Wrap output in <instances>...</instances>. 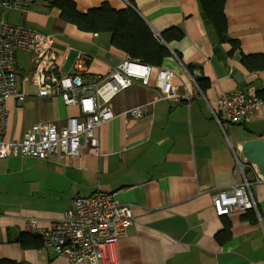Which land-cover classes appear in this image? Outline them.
I'll return each instance as SVG.
<instances>
[{
	"label": "crops",
	"instance_id": "obj_1",
	"mask_svg": "<svg viewBox=\"0 0 264 264\" xmlns=\"http://www.w3.org/2000/svg\"><path fill=\"white\" fill-rule=\"evenodd\" d=\"M74 1L82 13L104 3L118 10L131 6L156 35L178 28L184 38L169 45L174 55L161 69L174 73L173 86L181 96L178 101H156L138 120L119 116L114 108L115 117L95 129L101 156L85 154L82 161L0 159V172L23 162L13 174L23 175L22 190L11 194L0 183V198L7 207L0 213V261L69 264L52 249L21 246L26 219L36 218L48 228L75 198L103 191L116 193L121 202L132 205L135 222L119 243L120 264H264V182H256L258 173L249 168L247 175L259 210L255 224L241 221L240 213L217 217L213 208V196L238 178L234 150L238 152L239 142L264 138V107L241 124L222 121L219 125L211 112L222 93L243 88L235 73L244 79L245 90L264 91V72L249 73L241 64L242 54L264 53V0H225L228 35L240 42L233 57H228L229 44H219L221 52L214 53L198 0ZM49 2L35 0L28 13H21L20 25L53 36L62 74H79L86 82L107 77L124 58L112 49L110 35L81 32L61 22L60 11L49 8ZM70 48L87 53L86 72L74 69L76 55ZM18 60L22 75L34 71L33 54L20 53ZM188 65L194 67L192 73ZM197 77L202 78L205 91L197 86ZM34 89L29 92L37 93ZM188 94L190 103L185 100ZM7 108L4 138L14 143H20L38 121L48 119L64 126L68 117L83 119L78 107H67L60 98L45 110L36 98L21 104L10 100ZM16 195L19 200L13 199ZM226 223H232V240L221 246L216 236Z\"/></svg>",
	"mask_w": 264,
	"mask_h": 264
},
{
	"label": "built area",
	"instance_id": "obj_2",
	"mask_svg": "<svg viewBox=\"0 0 264 264\" xmlns=\"http://www.w3.org/2000/svg\"><path fill=\"white\" fill-rule=\"evenodd\" d=\"M34 2L0 0V7L26 14ZM54 44L51 35L0 21V159L28 157L48 160L57 157L82 161L85 154L101 156L100 139L95 129L115 117L114 108L119 116L130 115L138 120L156 101H178L181 96L173 86L172 71L155 70L126 58L107 77H99L96 81L86 82L79 74H62ZM69 50L76 55L74 69L86 72L88 58L85 52L74 48ZM20 53L35 56L32 73H20ZM63 60L67 61L68 56L65 55ZM27 85L36 88L37 93L27 91ZM32 98L41 101L44 110L60 98L67 107H78L83 119L79 115L68 117L61 126L57 121L46 119V114V120L34 123L20 143L8 141L4 138L8 129L7 103L14 100L21 104ZM185 100L190 103L192 97L188 94ZM263 107L264 100L255 92L236 89L222 93L211 112L219 125L222 121L241 124L254 119L256 112ZM234 155L238 178L213 196L215 216L249 211L259 215L246 170L251 168L258 173L257 183L264 182V177L253 163L242 158L239 151L234 150ZM134 222L132 205L121 202L116 193L97 191L75 198L71 208L48 228L42 227L36 218H27L24 231L27 235L39 237L43 247L52 249L69 264H120L119 243Z\"/></svg>",
	"mask_w": 264,
	"mask_h": 264
},
{
	"label": "trees",
	"instance_id": "obj_3",
	"mask_svg": "<svg viewBox=\"0 0 264 264\" xmlns=\"http://www.w3.org/2000/svg\"><path fill=\"white\" fill-rule=\"evenodd\" d=\"M224 3L225 0L199 1L209 22L218 34L220 44L231 45L232 48L228 57H233L240 50V42L228 35ZM48 7L58 9L60 21L74 25L81 32L95 35L109 34L112 49L120 53L122 57L135 63L153 67L155 70L161 68L165 60L174 55L169 49V45L184 38L183 33L176 27L156 35L144 18L131 6L118 10L108 3H104L82 13L78 10L74 0H50ZM85 54L87 55V53ZM87 58L89 63L88 55ZM241 64L249 73L264 72V53L242 54ZM186 68L190 73L194 70L192 65H188ZM204 82L208 83L206 80ZM196 84L200 90H206L205 86L202 85L201 77H197ZM256 95L264 100V91H258ZM249 171V169L246 170V175ZM240 214H242L240 220L243 222L248 221L253 224L257 222L254 212L249 211L246 214ZM216 239L221 246L229 243L232 240V223H226ZM20 243L23 248L42 247V241L39 237L27 234L22 237ZM1 264L18 263L11 260H1Z\"/></svg>",
	"mask_w": 264,
	"mask_h": 264
},
{
	"label": "water",
	"instance_id": "obj_4",
	"mask_svg": "<svg viewBox=\"0 0 264 264\" xmlns=\"http://www.w3.org/2000/svg\"><path fill=\"white\" fill-rule=\"evenodd\" d=\"M200 0H198L199 2ZM199 12L201 19L205 22L207 25V29L209 31V38L210 42L213 45L214 53H220L221 50L219 48L220 39L218 37V34L214 28V26L209 22L206 13L204 12L203 7L199 4ZM219 59H223V55H218ZM197 76H199L198 73H196ZM234 79L236 82L243 87L244 89V79L241 78L237 73L234 75ZM238 151L240 152L243 159H246L248 162L253 163L259 174L264 177V138L258 137L255 139L250 140H244L239 142L237 145Z\"/></svg>",
	"mask_w": 264,
	"mask_h": 264
},
{
	"label": "rangeland",
	"instance_id": "obj_5",
	"mask_svg": "<svg viewBox=\"0 0 264 264\" xmlns=\"http://www.w3.org/2000/svg\"><path fill=\"white\" fill-rule=\"evenodd\" d=\"M22 14L19 11H11V12L10 11H6L3 8L0 7V21L1 22H5V23L10 24V25H14L15 24V26H21L20 25V21L22 19ZM28 63H30L29 60H28ZM21 70H22L21 64L19 63V71H21ZM31 89L32 88L29 85H27V91H30ZM36 91H37V89L33 90V92H36ZM36 101H37V103H42L38 99H36ZM236 129H237V127H236ZM239 131H241V129H239ZM231 142L233 144H235V142L233 141L232 138H231ZM20 161L21 160H19L18 162L12 164L8 169L6 167H2L3 169L0 172V183H4L6 185V189L11 194H12V192H15L17 190H22L21 183L23 181V175H21L19 173L16 174V175H13V174H15L16 171L22 169L23 162H20ZM7 170H10V172H12V173L9 174ZM23 191H29V189H25ZM23 191H21V193ZM13 199L14 200L18 199L19 200L20 198L16 195V196H14ZM6 208L7 207L4 206L2 198H0V213H2Z\"/></svg>",
	"mask_w": 264,
	"mask_h": 264
}]
</instances>
